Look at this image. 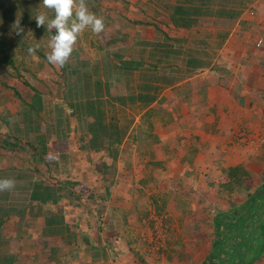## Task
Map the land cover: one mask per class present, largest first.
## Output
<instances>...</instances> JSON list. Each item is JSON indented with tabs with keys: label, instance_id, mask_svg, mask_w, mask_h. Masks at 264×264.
<instances>
[{
	"label": "crops",
	"instance_id": "crops-1",
	"mask_svg": "<svg viewBox=\"0 0 264 264\" xmlns=\"http://www.w3.org/2000/svg\"><path fill=\"white\" fill-rule=\"evenodd\" d=\"M128 1L103 30L110 35L103 45L95 38L73 48L64 79L55 77L64 85L54 84V100L40 94L35 102L1 108L0 178L15 185L0 191V264H111L105 238L124 235L120 224L112 231L111 223L121 220L111 206L116 194L125 196L122 160L132 151L173 158L180 170L173 178L192 171L206 185L219 169L242 165L252 174L264 159V0ZM243 31L257 37L245 39ZM223 60L233 68L229 78ZM95 77L110 95L129 94L138 108L131 131L115 146L104 135L94 144L93 107L76 101V86ZM146 121L190 127L189 133L185 139L139 130L130 138ZM250 181L248 175V188ZM116 242L119 263L126 264V246Z\"/></svg>",
	"mask_w": 264,
	"mask_h": 264
},
{
	"label": "rangeland",
	"instance_id": "rangeland-1",
	"mask_svg": "<svg viewBox=\"0 0 264 264\" xmlns=\"http://www.w3.org/2000/svg\"><path fill=\"white\" fill-rule=\"evenodd\" d=\"M86 3L90 11L103 18L105 24L103 30H106L120 15L119 6L125 7L132 2L128 0H86ZM40 12H46L49 18L55 15L53 10L44 8L42 0H0V114L4 111L1 108L8 109L12 105L25 103L28 100L35 102V96L40 94L54 100L55 94L52 90L55 88L54 84H58L61 89L62 83L64 85V81L56 80L55 77L64 79L62 75L66 72L61 66L51 64L46 60L47 54L51 51L48 48V40L55 29L50 33L46 26H37L35 17ZM115 26L116 24L112 28ZM103 30L100 33H94L90 28H86L78 35L73 48H84L90 40L94 41L95 38L102 44L110 36L109 33L103 34ZM243 32L245 39H254L256 36L252 35L251 31ZM37 42L40 47L35 54L30 55L27 49ZM110 55L114 60V56L111 53ZM67 63H69L68 60ZM225 63L229 67L224 68V71L229 72H224V74L229 78L230 70L233 68H230L229 60H223L221 66L224 67ZM243 63L240 60L236 67L241 68ZM92 82L94 84L84 82L76 86L77 103L101 109L105 118L103 125L109 126L110 131L127 136L138 114V108L133 107L134 104L130 99L132 97L129 94L128 96L110 95L109 88L104 87L103 80L97 77ZM161 82L163 84L164 80ZM89 89L91 91H88ZM122 97H125L127 104L123 102ZM45 99L48 100V98ZM146 117L149 118L147 115ZM189 128L149 126L146 121L144 125L134 128L130 138L135 135V131L139 130L143 134L152 135V132L157 130L160 134L184 136L189 133ZM190 132L193 133L194 130L191 129ZM184 138L186 139L187 136ZM188 148L190 153H196L193 143L188 145ZM155 153L146 149L142 155L136 156L132 151L122 160V164L127 168L124 174V184L122 183L124 186H121L126 190L125 196L116 194V200L113 203L116 205L111 206L115 207V215L121 221L111 224L112 231L119 230L120 224L124 235L117 239L105 238L108 241L106 247L112 251L108 256V261L111 264H114L113 262L120 264L118 260L120 255L116 250L118 240L126 246V254H128L125 257L126 264H132L133 261L135 264H188V259L191 264H197L203 258L205 259L203 264H209L208 260L214 251V242L217 238L216 217L222 212H228L234 207L243 205L247 201V194L254 193L263 185L264 174L259 171L264 170V159H259L253 164V173L249 174L252 190L251 188L232 190L226 186L229 178L228 169L223 172L219 169L220 173L212 176L215 179L212 178L207 185L200 181L192 171L173 178L172 176L179 175L180 171L177 166L171 164L174 159L158 158ZM187 160L188 157L182 159L184 163ZM190 164H193V161H190ZM113 165L118 167V159ZM113 173L114 171L111 170V178L115 177ZM117 183L112 182V186L114 187ZM204 185L207 188H203ZM117 189L118 187L112 194L116 193ZM118 201H122L126 206L121 204L119 207ZM102 224L104 223L101 222L100 225ZM198 235L200 238L197 237ZM198 241L201 243L199 250L196 248ZM202 244H206V248H203ZM188 247H192L196 252H188ZM263 257L257 263L261 262Z\"/></svg>",
	"mask_w": 264,
	"mask_h": 264
},
{
	"label": "trees",
	"instance_id": "trees-1",
	"mask_svg": "<svg viewBox=\"0 0 264 264\" xmlns=\"http://www.w3.org/2000/svg\"><path fill=\"white\" fill-rule=\"evenodd\" d=\"M181 12L186 14L185 11ZM182 19L185 20L183 17ZM66 67L67 62L62 66V70L66 71ZM91 110L97 117V122L92 126V132L95 134L94 144L97 145L102 135L110 138L112 146L122 142L123 136L103 125V112L95 107ZM227 173L228 188L248 189L245 178L249 172L242 165L230 167ZM247 197L243 205L222 212L216 217L217 238L214 251L208 260L209 264H256L264 256V183L254 193H248Z\"/></svg>",
	"mask_w": 264,
	"mask_h": 264
},
{
	"label": "clouds",
	"instance_id": "clouds-1",
	"mask_svg": "<svg viewBox=\"0 0 264 264\" xmlns=\"http://www.w3.org/2000/svg\"><path fill=\"white\" fill-rule=\"evenodd\" d=\"M42 4L45 9H51L55 13L53 18H49L46 12H40L35 17L38 27L46 26L50 33L55 29L48 40V48L51 51L46 56V60L51 64L62 67L67 62L78 35L86 28L100 33L105 27L103 18L89 10L86 0H42ZM39 47L37 42L27 51L33 55ZM14 185L13 179L0 178V191L11 189Z\"/></svg>",
	"mask_w": 264,
	"mask_h": 264
}]
</instances>
